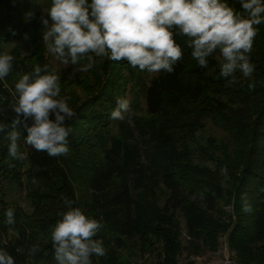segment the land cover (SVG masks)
I'll return each instance as SVG.
<instances>
[{
    "label": "trees",
    "instance_id": "16d2710c",
    "mask_svg": "<svg viewBox=\"0 0 264 264\" xmlns=\"http://www.w3.org/2000/svg\"><path fill=\"white\" fill-rule=\"evenodd\" d=\"M38 1L0 0V54L14 57L12 71L0 80V123L15 119L11 105L17 99V78L37 64H48L53 72ZM227 3L241 11L238 0ZM256 27L250 54L255 71L251 77L238 71L231 86L218 78V56L209 58L207 69L199 68L181 35L174 38L184 57L172 73L150 76L126 61L95 57L88 71L93 76L90 95L81 99L74 91H61L71 97L68 103L76 112L68 122L67 155L50 157L25 145L27 132L21 128L18 144L28 156L13 160L0 133V248L16 264H56L51 231L67 211V197L103 224L94 239L102 241L106 255L92 257L93 264H130L122 261L120 248L138 242L144 244L143 256L157 254L156 264H178V212L185 218L191 248L215 249L228 233L240 263L264 264V24ZM85 63L69 64L60 74L81 76L78 69ZM118 98L131 101L130 123L110 119ZM207 118L227 132L226 143L203 135ZM222 167L228 169L226 189ZM24 180L27 205L10 206L8 189ZM244 194L251 213L242 211ZM9 208L15 212L13 225L6 223ZM39 234L49 237L47 242ZM32 245H38L34 255L28 252Z\"/></svg>",
    "mask_w": 264,
    "mask_h": 264
},
{
    "label": "clouds",
    "instance_id": "9594fccd",
    "mask_svg": "<svg viewBox=\"0 0 264 264\" xmlns=\"http://www.w3.org/2000/svg\"><path fill=\"white\" fill-rule=\"evenodd\" d=\"M241 11L227 0H51L41 16L43 43L64 65H78L87 72L95 57L126 61L133 68L148 73H172L184 57L174 36L187 38L190 55L201 69L209 67V58H219V75L226 85L237 83L236 73L251 77L255 65L250 54L257 35L256 26L264 24V0H238ZM33 14L28 13L29 19ZM27 39V34H25ZM14 57L0 54V80L12 71ZM255 88V82L249 83ZM17 99L11 105L15 119L0 123V133L8 142L13 160H24L20 151V129L27 135L24 144L50 157L67 155L71 133L68 122L76 112L69 106V96H61L60 75L49 65L37 64L20 76L15 84ZM133 109L128 98H118L110 119L131 122ZM54 117V118H50ZM32 123L29 124L28 121ZM11 166V165H10ZM227 188L228 169L221 168ZM33 182H37L34 178ZM67 211L51 231L56 264H93L92 257H103L102 241L94 239L103 227L101 221L88 217L73 201L64 198ZM247 194L242 196V211L251 213ZM6 223H15L14 209L5 212ZM38 245L28 252L35 254ZM0 264H16L15 258L0 248Z\"/></svg>",
    "mask_w": 264,
    "mask_h": 264
},
{
    "label": "rangeland",
    "instance_id": "374dc122",
    "mask_svg": "<svg viewBox=\"0 0 264 264\" xmlns=\"http://www.w3.org/2000/svg\"><path fill=\"white\" fill-rule=\"evenodd\" d=\"M14 3L21 4L23 0H12ZM51 5V0H40L36 4V9L39 10L43 15L46 16V10L47 7ZM50 62L52 64V70L53 72H57L60 75V85H61V91L64 92H75L81 99H85L88 97L93 91L92 83H93V76L87 71L83 72L80 75L71 76V77H63L60 74V69L67 66L62 64L58 59H56L50 52ZM100 60H104L103 57H97ZM157 73H150V76H153ZM19 78H17V81ZM127 97L131 98L130 94L127 93ZM203 132L205 137H214L217 139L220 143H226L228 141V135L227 132L218 126L214 121L207 118L204 123ZM211 152V151H209ZM158 152L155 151L154 157L158 159L157 156H159ZM211 154V153H209ZM216 156L219 157L220 154L216 153ZM221 157V156H220ZM219 157V158H220ZM200 164L204 165L205 162L201 161L200 159H196ZM207 165H214L212 162L206 163ZM215 167V166H214ZM26 180H24L23 185H15L12 188L8 189L6 193V202L10 206H19L23 207L27 205V198H26ZM163 201H161L160 204H162ZM13 204V205H12ZM15 207V206H14ZM228 212H232L231 207H225ZM177 217L181 224V237H180V251H178L177 257H178V264H230L228 263L229 259L235 258L237 259V254L234 250H232L231 246L229 245L228 240V233H224L219 237L218 245L215 249H202V250H195L190 247L189 243V237L186 232V222L183 214L181 212H178ZM110 235L114 234L113 231L109 233ZM40 237V241L43 243V241L47 242V239L49 237L45 238V235L39 234L38 238ZM144 244L142 242H138L137 244H131L128 245L127 248H120V253H122V261L126 262L129 261L130 264H156L157 257L155 253L153 254H147V256H143V250ZM133 253L132 256L129 254ZM239 262V260L237 259Z\"/></svg>",
    "mask_w": 264,
    "mask_h": 264
},
{
    "label": "built area",
    "instance_id": "2783aa9c",
    "mask_svg": "<svg viewBox=\"0 0 264 264\" xmlns=\"http://www.w3.org/2000/svg\"><path fill=\"white\" fill-rule=\"evenodd\" d=\"M228 263H230V264H242V263L238 262L237 259H235L234 257L229 259Z\"/></svg>",
    "mask_w": 264,
    "mask_h": 264
}]
</instances>
